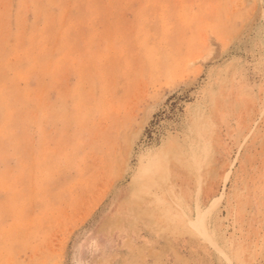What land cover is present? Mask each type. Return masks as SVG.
Listing matches in <instances>:
<instances>
[{
    "label": "rangeland",
    "instance_id": "obj_1",
    "mask_svg": "<svg viewBox=\"0 0 264 264\" xmlns=\"http://www.w3.org/2000/svg\"><path fill=\"white\" fill-rule=\"evenodd\" d=\"M0 264H264V0H0Z\"/></svg>",
    "mask_w": 264,
    "mask_h": 264
}]
</instances>
